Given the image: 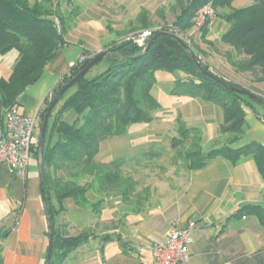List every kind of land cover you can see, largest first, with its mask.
<instances>
[{"label": "trees", "instance_id": "1", "mask_svg": "<svg viewBox=\"0 0 264 264\" xmlns=\"http://www.w3.org/2000/svg\"><path fill=\"white\" fill-rule=\"evenodd\" d=\"M61 1L0 0V55L13 50L17 52L11 74L0 76V129L5 111L18 106L20 95L40 79L57 52L68 45L65 37L69 27L59 12ZM208 2L217 9H229L228 12H218L230 23L223 40L244 57L233 64L241 71L258 72L257 81H264V0H255L252 5L238 9L232 8L233 0H189L170 25L152 31V36L159 35L147 48L133 40H123L107 48L108 56L96 64L104 60L105 68L93 74L94 66L69 88L49 118L44 176L47 206L54 229L50 264H62L74 249L95 236L90 230L72 236L59 225L60 214L68 211L67 202L81 209L91 208L93 212H100L108 200L118 196L134 212L144 210L150 202L151 189L147 187L139 191V182L124 175L125 157H117L103 166L96 157L103 142L125 136L134 124H150L154 120L152 112L162 106L152 93L158 70L183 73L175 80L171 94L198 98L223 110L219 129L228 135V139L217 141L208 148L202 145L201 130L187 126L181 117L178 118V135L172 138L171 147L178 151L185 171L202 168L216 156H223L233 163L244 156H252L264 178V145L258 142L240 144L245 134L247 109L258 113L256 107L259 103L203 73L179 40L180 35L194 26L199 8ZM208 26L209 23L203 33ZM190 47L207 71L242 87L204 61L194 45ZM83 55L88 56L87 59L71 66L45 98L39 111L38 140L54 97L97 53L85 52ZM33 155L38 159V146ZM51 168L56 171L55 176L51 175ZM90 193L97 195L98 199L91 201ZM248 214L257 215L264 225V208L259 204H245L232 216ZM111 238L110 235L103 237L104 240Z\"/></svg>", "mask_w": 264, "mask_h": 264}, {"label": "crops", "instance_id": "2", "mask_svg": "<svg viewBox=\"0 0 264 264\" xmlns=\"http://www.w3.org/2000/svg\"><path fill=\"white\" fill-rule=\"evenodd\" d=\"M188 2L62 0L59 12L69 27L65 37L68 45L57 52L40 79L20 95L19 110L26 116H35L47 95L83 53L96 54L133 33L146 29L156 31L170 25ZM254 2L233 0L232 8H243ZM228 11L219 9V13ZM229 28L230 23L218 15L209 23L206 33H194L191 28L185 34L204 52L206 62L216 71L264 97V81H257L258 72L241 71L233 64L244 57L224 42L223 35ZM16 53L13 50L0 55V76L11 74ZM154 88L152 93L157 97ZM170 98L171 106L179 111L186 125L201 130L204 148L228 139L219 129L223 121L220 106L188 96ZM256 110L258 113L247 109L241 144L264 145V111L258 106ZM183 178L171 199L154 205L149 202L140 212L131 211L117 197L108 200L104 208L96 212L95 236L74 249L62 264H153L152 243L164 238L172 221L185 224L190 220L198 227L190 246L189 264H264V225L255 214L232 216L245 204H259L264 208V178L254 158L244 156L233 163L216 156L202 168L185 171ZM67 208L68 211L60 215L67 216L73 211L77 215L70 220L84 218L81 212L86 211L72 202H67ZM64 224L69 235L82 232L71 233V225ZM78 228L84 230L86 225L82 223ZM106 235L112 238L104 240ZM48 245L39 171L29 167L27 176L20 177L7 163H1L0 264H45Z\"/></svg>", "mask_w": 264, "mask_h": 264}, {"label": "rangeland", "instance_id": "3", "mask_svg": "<svg viewBox=\"0 0 264 264\" xmlns=\"http://www.w3.org/2000/svg\"><path fill=\"white\" fill-rule=\"evenodd\" d=\"M217 10L219 12V9ZM160 29L161 28L158 30ZM192 30H194L193 27ZM201 32H203V29ZM136 33L126 36L124 40H129V37H132V35ZM182 37L190 46L193 45L192 42H190L191 40L186 37L185 33ZM197 50L200 51L202 59L206 61L204 52L199 49ZM105 66L106 62L104 60L101 61L98 65H95L93 74L100 72ZM181 75V71H156L157 83L155 84L154 92L157 94L158 100L162 106L152 112L154 120L150 124H134L129 128L125 136L111 138L103 142L101 151L96 157L97 161L102 166L117 157H125L127 159L126 165L122 167L124 175H130L139 182V191L147 187L151 189L150 203L153 205L157 204L158 201L161 202V200L171 199L176 188L183 183L184 179L183 175L185 169L181 163V159L178 157V151L171 147L172 138L178 135V118L181 117L174 105L171 106L170 104L172 102L170 97L174 96L171 94V89L175 85V80L180 78ZM257 105L258 108L263 110L262 105ZM221 111V118H223L222 108ZM187 147L189 148V146ZM176 157H178L177 162L175 159ZM29 167H31L32 170L36 169L38 171V159L34 155L31 157ZM49 171L52 173V176L56 175L54 168L49 169ZM58 173L61 174V172ZM81 182L83 183L85 180ZM88 197L91 201H96L98 199V196L92 193H90ZM117 198L127 206L120 196ZM83 210L86 212L85 214L84 211L81 212V216L85 215L82 220H77L76 218L70 220L77 215V213L73 211L67 216L60 215L59 220L61 225L64 226V223L71 225V233H78L84 230L95 231L93 227H95L98 221L96 212H93L91 208ZM82 223L86 225L84 230L78 228V226H82ZM78 259L80 261V258Z\"/></svg>", "mask_w": 264, "mask_h": 264}, {"label": "built area", "instance_id": "4", "mask_svg": "<svg viewBox=\"0 0 264 264\" xmlns=\"http://www.w3.org/2000/svg\"><path fill=\"white\" fill-rule=\"evenodd\" d=\"M217 16L218 10L212 2L203 5L195 16L194 33H201L204 26L214 21ZM151 35L152 30H144L132 35L129 40L143 47ZM87 57L83 55L80 61ZM39 131V112L29 117L24 115L18 106L8 108L4 113V121L0 129V164L7 163L15 175L26 177L34 149L38 146ZM197 227V223L192 220L185 224L172 221L164 238L154 241L151 245L153 264H189L190 246L194 242V232Z\"/></svg>", "mask_w": 264, "mask_h": 264}, {"label": "water", "instance_id": "5", "mask_svg": "<svg viewBox=\"0 0 264 264\" xmlns=\"http://www.w3.org/2000/svg\"><path fill=\"white\" fill-rule=\"evenodd\" d=\"M158 35L151 36V37L147 38L146 48L151 44V42ZM179 40L184 45L185 49L193 57L197 66L199 67V69L203 73H205L209 77L213 78L215 81L219 82L224 87H226V88H228V89H230V90H232L238 94L245 95V96L253 99L254 101H256L257 103H259L260 105H262L264 107V97H262L261 95H259L257 93H254V92H252L249 89H246L244 87H238L234 84H231V83L219 78L215 74L207 71L205 69L203 63L199 60V58L196 56L194 51L191 49L190 45L182 37H179ZM107 56H108V52H106V51L97 53V55H95L94 58L73 79H71V81H69L58 92V94L54 97V99L50 103L48 110L45 114L43 123H42V129H41L40 138H39V142H38V171H39V176H40V181H41V196H42L44 208L46 211L47 223H48V234H49V245H48L45 264H50V262H51L53 243H54V229H53L52 220H51L50 213L48 211V206H47L45 176H44V147H45V139H46V132H47V128H48L49 118H50V115H51L54 107L57 105V103L60 101L61 97L66 93V91L69 88H71L74 84H76L85 74H87L100 60L106 58Z\"/></svg>", "mask_w": 264, "mask_h": 264}]
</instances>
